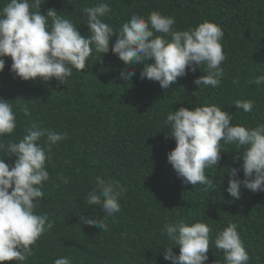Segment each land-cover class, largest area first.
Here are the masks:
<instances>
[{
	"label": "trees",
	"instance_id": "obj_1",
	"mask_svg": "<svg viewBox=\"0 0 264 264\" xmlns=\"http://www.w3.org/2000/svg\"><path fill=\"white\" fill-rule=\"evenodd\" d=\"M6 2L0 0V8ZM98 2L42 0V12L55 8L81 35L89 36L83 9ZM102 2L111 9L102 19L116 35L132 16L147 19L153 11L173 17L178 31L204 21L216 23L224 32L221 43L227 58L221 66L225 75L216 88L197 85L194 81L207 74L202 65L195 72L189 69L166 90L157 81L140 78L143 64L125 65L110 51L103 56L93 53L84 71L73 69L67 84L55 78L24 81L10 70L12 60L6 57L0 98L12 105L17 128L10 136L0 137V143L19 142L34 124L66 134V139L50 146V179L44 182V196L35 209V214L47 215L53 226L36 241L26 261L5 264H54L61 257L70 258L72 264H171L164 259L163 247H174L176 255L180 248L161 229L180 220L204 222L211 228L204 264H225L223 251L213 241L229 223L237 225L250 256L248 264H264V191L254 193L242 187L239 200L227 192L230 168L240 169L239 178L244 179L243 162L233 153L235 146L224 145L218 168L205 170L214 189L186 184L167 161L176 141L168 136L172 130L166 123L170 111L214 103L233 115V124H264V85L249 83L254 76L264 75V0ZM132 69L136 75L123 80L121 70ZM237 100H252L254 108L245 113L234 105ZM41 142L48 147L46 137ZM5 155L0 150V158ZM15 159L5 157V162L14 166ZM61 173L68 183L59 178ZM97 176L119 181L127 189L120 197V212L106 220L99 205L85 203ZM91 216L106 223L108 230L82 222V217Z\"/></svg>",
	"mask_w": 264,
	"mask_h": 264
},
{
	"label": "clouds",
	"instance_id": "obj_2",
	"mask_svg": "<svg viewBox=\"0 0 264 264\" xmlns=\"http://www.w3.org/2000/svg\"><path fill=\"white\" fill-rule=\"evenodd\" d=\"M110 10V5L102 0L83 9L91 33L85 36L55 8L43 13L42 0H7L0 8V73L6 67L5 58L10 57V70L24 81L55 78L67 84L73 69L84 71L93 53L103 56L111 51L125 65L143 64L140 78L157 81L166 90L179 77L187 75L189 69L195 72L202 65H206L207 74L194 83L212 88L221 84L225 75L221 65L227 58L221 43L224 37L221 26L204 21L195 28L178 31L174 29L173 17L153 11L147 19L132 16L116 35L102 19ZM135 75V69L121 70L125 81ZM249 83L264 85V75L254 76ZM234 105L248 113L254 108V101L237 100ZM23 111L29 114L27 107ZM232 120L229 111L214 103L170 111L166 116L172 130L168 136L175 138L176 147L168 153L167 161L184 183L214 189V182L205 170L218 168L224 145H234L235 158L243 162L244 179L239 178L240 169L230 168L232 178L227 192L239 200L242 187L254 193L264 191V124L250 127L233 124ZM16 128L12 105L0 98V137L10 136ZM44 137L47 148L41 142ZM64 139L66 134L34 124L19 142L6 146L0 143L5 157H16L14 166L6 163L5 157L0 158V264L26 261L33 255L36 241L52 228L49 217L35 214V209L44 196V182L50 179L47 170V162L52 160L50 146ZM59 178L68 183L62 173ZM94 183L95 187L87 193L86 205H99L106 214L105 220L120 212V197L126 187L104 176H97ZM82 222L108 230L106 223L93 216L82 217ZM211 231L204 222L166 223L161 234L179 246L180 253L176 255L174 247H163L164 259L171 264H204L208 260ZM213 242L223 251L225 264H248L250 256L235 223H229L216 234ZM54 264L72 261L61 257Z\"/></svg>",
	"mask_w": 264,
	"mask_h": 264
}]
</instances>
